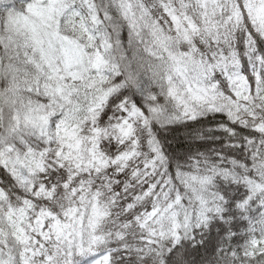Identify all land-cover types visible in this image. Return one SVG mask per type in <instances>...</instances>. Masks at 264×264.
I'll return each instance as SVG.
<instances>
[{
  "label": "snow or ice",
  "instance_id": "snow-or-ice-1",
  "mask_svg": "<svg viewBox=\"0 0 264 264\" xmlns=\"http://www.w3.org/2000/svg\"><path fill=\"white\" fill-rule=\"evenodd\" d=\"M0 264H264V0H0Z\"/></svg>",
  "mask_w": 264,
  "mask_h": 264
}]
</instances>
